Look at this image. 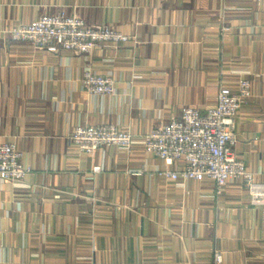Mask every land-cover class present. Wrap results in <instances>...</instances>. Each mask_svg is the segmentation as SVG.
I'll return each instance as SVG.
<instances>
[{
	"label": "crops",
	"instance_id": "0c3cea01",
	"mask_svg": "<svg viewBox=\"0 0 264 264\" xmlns=\"http://www.w3.org/2000/svg\"><path fill=\"white\" fill-rule=\"evenodd\" d=\"M77 14L130 37L89 55L38 50L6 30L43 14ZM110 76L112 95L86 92L83 71ZM251 96L234 151L264 182V0H0V142L31 168L0 179V264H264V206L241 180H170L139 140L185 107L204 113L221 84ZM114 124L130 151L71 152L78 125Z\"/></svg>",
	"mask_w": 264,
	"mask_h": 264
},
{
	"label": "built area",
	"instance_id": "2783aa9c",
	"mask_svg": "<svg viewBox=\"0 0 264 264\" xmlns=\"http://www.w3.org/2000/svg\"><path fill=\"white\" fill-rule=\"evenodd\" d=\"M11 41L28 43L38 50L62 51L89 55L104 43L122 44L130 37L109 26H90L77 14L59 12L43 14L31 23L10 26L6 31ZM81 84L87 93L112 95L113 79L91 71H83ZM251 96L250 81L240 78L231 84H221L215 104L204 113L185 107L179 117L160 119L149 133L139 140L145 152L179 169L159 170L158 175L170 180L209 179L219 189L229 181L241 180L252 206H264V182H259L234 151L235 127L239 111ZM73 153L90 155L108 146L130 151L135 137L114 124H86L74 127L68 134ZM31 168L22 162V153L15 142H0V179L20 184ZM215 264H221L222 254L214 253Z\"/></svg>",
	"mask_w": 264,
	"mask_h": 264
}]
</instances>
